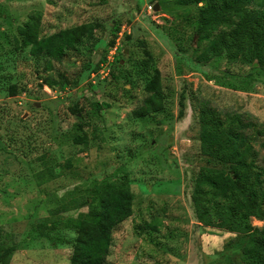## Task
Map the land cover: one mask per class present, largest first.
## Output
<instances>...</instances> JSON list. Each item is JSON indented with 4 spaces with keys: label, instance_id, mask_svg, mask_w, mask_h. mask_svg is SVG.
Returning a JSON list of instances; mask_svg holds the SVG:
<instances>
[{
    "label": "rangeland",
    "instance_id": "rangeland-1",
    "mask_svg": "<svg viewBox=\"0 0 264 264\" xmlns=\"http://www.w3.org/2000/svg\"><path fill=\"white\" fill-rule=\"evenodd\" d=\"M199 6L0 0V226L17 243L8 264H67L72 222L85 208L59 214L50 209L85 180L124 173L132 213L112 230L105 264L240 263L245 231L226 223L204 226L193 214L190 191L203 165L193 105L208 99L215 108L248 114L261 129L264 73L254 63L194 59L204 45L198 37L222 24L219 14ZM30 22L39 26V32L28 28L32 37L83 22L89 31L74 55L46 69L18 34ZM145 51L158 71L164 108L134 118L131 111L147 94ZM12 83L16 92L8 95ZM83 136L86 144L75 141ZM254 148L256 163L264 166V135ZM67 158L69 166L60 168ZM250 223L263 222L252 217Z\"/></svg>",
    "mask_w": 264,
    "mask_h": 264
},
{
    "label": "trees",
    "instance_id": "trees-1",
    "mask_svg": "<svg viewBox=\"0 0 264 264\" xmlns=\"http://www.w3.org/2000/svg\"><path fill=\"white\" fill-rule=\"evenodd\" d=\"M173 2L179 6L200 3L202 6L197 9L204 8L222 18L221 28L206 30L198 37V42L203 41L204 45L194 55L196 61L207 62L222 57L228 63H254L264 73V0ZM28 28H38L39 32L36 22L19 26L18 34L24 40L23 46L28 43V54L42 58L46 69L51 68V62L58 63L74 55L89 31L85 22L34 37L31 30L29 34ZM13 42L17 44V37ZM145 54L147 59L142 61L141 71L147 73L144 79L147 94L141 104L131 111L134 118L149 117L164 108L158 71L150 65L151 54L148 51ZM103 60L104 57L100 59ZM97 65L98 62L90 69L95 70ZM58 76L63 77L61 74ZM42 80L49 85L48 79ZM7 92L14 95L15 84H10ZM193 110L199 154L203 160L190 191L193 214L204 226L226 223L245 231L247 238L241 248L239 264H264V166L256 163L257 150L254 148L256 138L264 135V127L256 129V123L250 121L248 114L215 108L208 99L194 100ZM181 114L182 109L177 115ZM75 141L86 144L85 136ZM38 159L41 161L40 168L49 165L44 156ZM69 164L70 159L67 158L60 168ZM36 173L33 172L34 175ZM129 185L126 173L90 178L66 191L59 198L60 203L50 209L49 213L59 214L85 208L77 212L76 221L72 222L74 238L70 243L67 264H105L112 230L132 213L133 196ZM252 217L262 221V225H252ZM16 250L13 233L0 226V264H8Z\"/></svg>",
    "mask_w": 264,
    "mask_h": 264
},
{
    "label": "water",
    "instance_id": "water-1",
    "mask_svg": "<svg viewBox=\"0 0 264 264\" xmlns=\"http://www.w3.org/2000/svg\"><path fill=\"white\" fill-rule=\"evenodd\" d=\"M157 7L155 6V9H156Z\"/></svg>",
    "mask_w": 264,
    "mask_h": 264
}]
</instances>
